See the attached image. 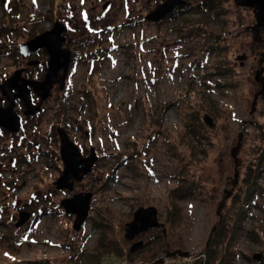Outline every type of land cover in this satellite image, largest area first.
<instances>
[{"label": "rangeland", "instance_id": "1", "mask_svg": "<svg viewBox=\"0 0 264 264\" xmlns=\"http://www.w3.org/2000/svg\"><path fill=\"white\" fill-rule=\"evenodd\" d=\"M184 1L187 10L178 6L153 22L146 15L163 0H0V84L22 68L26 78H44L46 50L24 57L19 46L55 22L65 25L62 46L70 51L63 88L55 84L41 111L23 117L14 136L0 128V264H72L79 251L114 245L122 255L108 254L103 264H194L219 222L224 190L232 187L231 150L242 133L239 181L222 210L231 226L233 197L243 194V179L264 150V94L252 112L264 44L254 42L252 8L234 0H217L215 7ZM240 55L247 56L243 66ZM33 59L40 65L27 66ZM24 110L15 107L20 115ZM194 127L195 140L189 134ZM59 128L83 157L96 158L88 173L71 179L72 191L56 184L64 170ZM262 169V189L232 247L231 264H259L264 255V163ZM186 183L193 193L174 195L173 210L170 195ZM79 193L92 196L76 231L75 214L61 201ZM149 206L157 208L165 231L154 228L128 240L126 224ZM21 211L32 216L18 229ZM140 240L144 246L131 253ZM177 249L191 258L167 257ZM258 253L260 260L254 259Z\"/></svg>", "mask_w": 264, "mask_h": 264}, {"label": "water", "instance_id": "2", "mask_svg": "<svg viewBox=\"0 0 264 264\" xmlns=\"http://www.w3.org/2000/svg\"><path fill=\"white\" fill-rule=\"evenodd\" d=\"M234 2L237 6L250 7L253 9L256 19V24L251 27L253 30L254 42L264 44V38L261 35V31L264 29V0H234ZM186 4L187 2L184 0H163V2L158 4L153 11L146 15V19L157 22L163 17L171 14L176 7L185 6ZM65 31L66 27L64 24L55 22L52 29L36 35L19 46L20 54L24 57L34 55L39 50L45 49L49 56L45 65L47 71L44 78L41 80L28 79L23 76L25 68H22L15 71L9 78L0 84V101L6 99L9 102L7 106L0 105V128L9 133H18L23 124V117L33 116L41 111L43 102L51 95L53 86L55 84H60V87L63 88L70 63V51L62 46L66 39L63 35V32ZM246 58V55H240L237 57L242 66L244 65ZM39 62V60H31L27 62V65L36 66ZM263 65L264 51L261 54L259 68L256 70L254 76L255 81L261 84V88L254 94L252 112L255 110L258 98L264 94ZM61 69H63V73L59 75ZM34 97L40 98L38 103L34 101ZM17 99L23 101L25 107L23 115H20L15 111ZM204 121L210 127L213 126L211 117L205 116ZM242 137L243 134L240 133L236 145L231 150V155L234 158V177L232 180V187L224 190V195L218 203L216 214L219 216V222L213 227L210 237L222 221V210L226 201L233 195V191L239 181L240 171L238 153L241 148ZM59 139L60 158L64 164V170L56 184L60 189H68L72 191L73 182L71 179H80L81 175L88 173L96 158L94 153L88 157H83L78 146L68 138L67 133L62 128H59ZM91 196V193H79L61 201V206L66 213L75 214L73 228L76 231L81 230L83 224L86 222L90 210ZM31 216L32 213L28 211L19 212V220L15 223V227L18 229L21 228L24 224L29 222ZM154 228H162L163 231H165L164 224L158 220L157 208L154 206L140 207L135 211L132 221L126 224L125 237L132 241L136 236ZM208 244L209 240L207 242V245ZM143 246L144 242L142 240L134 242L130 247V252L134 253ZM167 257L189 259L191 256L188 251L177 249L168 252ZM261 257L262 254L260 253L254 255V259L256 260H260ZM162 262L163 261L158 260L150 264H159Z\"/></svg>", "mask_w": 264, "mask_h": 264}, {"label": "trees", "instance_id": "3", "mask_svg": "<svg viewBox=\"0 0 264 264\" xmlns=\"http://www.w3.org/2000/svg\"><path fill=\"white\" fill-rule=\"evenodd\" d=\"M203 5L215 7L218 5L217 0H203ZM182 11L187 10L188 7L182 6ZM53 21V19H52ZM191 24L198 23L199 19H190ZM90 23V22H88ZM86 23L87 27L85 26L84 29L87 30L90 27V24ZM3 28L4 25L0 26V28ZM43 67V66H42ZM222 72L227 70L225 67L220 68ZM45 71V70H44ZM17 105L20 106V108H24L23 102L18 101ZM5 132V131H4ZM7 132V131H6ZM196 128H192L189 130V134L191 136V139L195 140L197 139V133ZM9 133V132H8ZM54 137L56 134L53 132ZM14 136V134L12 135ZM56 154V153H55ZM264 163V150L259 157V161L257 163V166L255 168L250 167L247 171L245 178L243 179L244 183V192L242 195L236 194L233 197L232 202V208L234 212V218L232 221L231 226L228 228L227 226V218H223L220 224L218 225L215 232H213L212 236L209 239V244L204 248L202 255H204L203 259L202 257H199L196 259L194 264H216L217 254L220 253V247L223 246L224 242V253L222 255V259L217 264H231L232 258H233V249L232 247L234 244H236V241L239 236V232L242 229L243 221L249 216V209L251 206L256 204L255 201V195L259 191V189H262L259 183V179L261 178L263 174V166ZM180 192H176V194H171L169 198V203L171 204V207L173 210H177V205L175 204L174 195L177 197L183 199L184 196H190V194L193 193V188L191 184H182L178 187ZM174 212V211H173ZM171 213L170 217H172ZM41 213V212H40ZM228 234V237L226 235ZM104 232H101V236H104ZM15 239V238H14ZM108 254H114L115 256H121L122 255V249L118 245H114L113 248H108L106 250H102L101 252H84L79 251L74 259L72 264H103L104 257ZM259 264H264V255Z\"/></svg>", "mask_w": 264, "mask_h": 264}, {"label": "flooded vegetation", "instance_id": "4", "mask_svg": "<svg viewBox=\"0 0 264 264\" xmlns=\"http://www.w3.org/2000/svg\"><path fill=\"white\" fill-rule=\"evenodd\" d=\"M18 101H21V102H23L22 100H20V99H17L16 100V106H17V102ZM34 101H35V98H34ZM9 104V102H8V100H4V101H0V105H2V106H7ZM24 105V104H23Z\"/></svg>", "mask_w": 264, "mask_h": 264}, {"label": "built area", "instance_id": "5", "mask_svg": "<svg viewBox=\"0 0 264 264\" xmlns=\"http://www.w3.org/2000/svg\"><path fill=\"white\" fill-rule=\"evenodd\" d=\"M202 257H204V255H202ZM115 264H129V263H128V261L126 259H124V260L120 261L119 263H115ZM159 264H165V263H159Z\"/></svg>", "mask_w": 264, "mask_h": 264}, {"label": "bare ground", "instance_id": "6", "mask_svg": "<svg viewBox=\"0 0 264 264\" xmlns=\"http://www.w3.org/2000/svg\"><path fill=\"white\" fill-rule=\"evenodd\" d=\"M86 27H87V25H85ZM33 60H36V59H33ZM29 61H31V60H29ZM28 62V61H27ZM40 65V62H39V64L38 65H36V66H33V65H31L30 67H37V66H39ZM28 66V65H27ZM28 79H30V78H28ZM42 78H40V80H41ZM40 112V111H39Z\"/></svg>", "mask_w": 264, "mask_h": 264}]
</instances>
